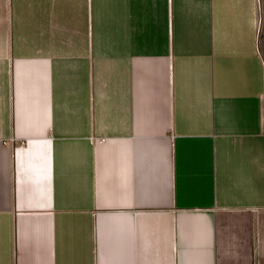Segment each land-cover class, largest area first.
I'll return each instance as SVG.
<instances>
[{"label":"crops","instance_id":"0c3cea01","mask_svg":"<svg viewBox=\"0 0 264 264\" xmlns=\"http://www.w3.org/2000/svg\"><path fill=\"white\" fill-rule=\"evenodd\" d=\"M0 264H264V0H0Z\"/></svg>","mask_w":264,"mask_h":264}]
</instances>
